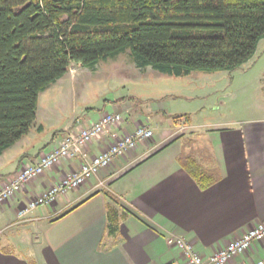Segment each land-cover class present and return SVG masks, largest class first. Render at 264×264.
<instances>
[{
  "label": "crops",
  "instance_id": "obj_1",
  "mask_svg": "<svg viewBox=\"0 0 264 264\" xmlns=\"http://www.w3.org/2000/svg\"><path fill=\"white\" fill-rule=\"evenodd\" d=\"M257 87L264 94V69ZM120 106L112 105L108 112L122 113L124 131L146 123L155 130L156 140L117 158L75 195L60 201L68 193L62 195L50 207H38L20 220L17 211L24 204L78 170L82 161L79 157L63 161L27 183L0 206V264H186L169 239L184 237L208 257L264 225V105L260 114L218 129L202 130L204 126L189 117L186 125L195 134L186 137L185 143L181 138L169 140L184 122L177 124L172 119L165 124L157 113L141 120ZM106 109L85 112L71 124L68 121L49 141H36L32 134L43 131L36 111L31 131L0 154V188L23 166L35 162L42 150L56 145L68 130L97 120ZM154 117L155 125L151 123ZM179 142L184 143L183 149L178 145L174 153L164 154ZM103 145L102 140L93 141L87 147L89 157L98 155ZM183 153H195L199 165L218 173L219 180L202 190L180 165ZM101 182L104 187L99 186ZM113 211L118 221L111 226L108 214ZM261 258L264 241L228 264H252Z\"/></svg>",
  "mask_w": 264,
  "mask_h": 264
},
{
  "label": "trees",
  "instance_id": "obj_2",
  "mask_svg": "<svg viewBox=\"0 0 264 264\" xmlns=\"http://www.w3.org/2000/svg\"><path fill=\"white\" fill-rule=\"evenodd\" d=\"M263 39L264 0H0V154L31 131L39 95L72 64L129 51L139 68L177 77L233 73ZM179 162L202 190L219 180L195 153Z\"/></svg>",
  "mask_w": 264,
  "mask_h": 264
},
{
  "label": "rangeland",
  "instance_id": "obj_3",
  "mask_svg": "<svg viewBox=\"0 0 264 264\" xmlns=\"http://www.w3.org/2000/svg\"><path fill=\"white\" fill-rule=\"evenodd\" d=\"M251 61L233 73L193 72L190 77L139 68L129 51L100 61L93 68L72 64L64 77L40 94L37 114L43 131L32 134L36 135V141H49L68 121L76 122L85 112L94 113L103 108L108 112L115 104L124 106V111L136 114L141 120L157 113L168 124L174 117L188 113L195 124L204 126L202 130L224 128L230 121L262 112L264 94L257 87V78L264 69V40ZM156 120L154 117L151 123L155 125ZM171 133L169 140L181 138L184 143L186 137L195 134L190 129ZM154 140L156 135L151 141ZM184 143L170 146L164 154L174 153L178 145L183 149ZM75 191L61 197L60 201L75 195Z\"/></svg>",
  "mask_w": 264,
  "mask_h": 264
},
{
  "label": "built area",
  "instance_id": "obj_4",
  "mask_svg": "<svg viewBox=\"0 0 264 264\" xmlns=\"http://www.w3.org/2000/svg\"><path fill=\"white\" fill-rule=\"evenodd\" d=\"M123 123L124 117L120 111L104 112L97 120L91 119L87 125L78 123V126L68 130L56 145L49 150H42L35 162L23 166L8 184L0 188V206L46 171L63 161L79 157L82 164L78 170L67 173L59 182L30 199L17 211L18 219H24L36 208L50 206L60 196L81 188L117 158L126 156L139 145L154 138V129L146 123L139 124L129 132L123 130ZM188 129L183 123L178 130ZM95 140H102L104 145L99 154L91 158L87 147ZM99 186L104 187V183L101 182ZM263 241L264 225L259 224L208 257L196 251L184 237L171 238L168 243L176 246L186 264H228L236 257L246 254L255 243ZM252 264H264V258L257 259Z\"/></svg>",
  "mask_w": 264,
  "mask_h": 264
}]
</instances>
